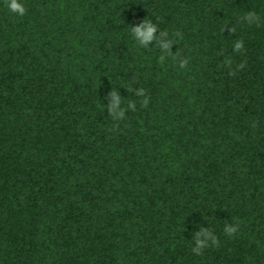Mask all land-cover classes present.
<instances>
[{"label": "trees", "instance_id": "16d2710c", "mask_svg": "<svg viewBox=\"0 0 264 264\" xmlns=\"http://www.w3.org/2000/svg\"><path fill=\"white\" fill-rule=\"evenodd\" d=\"M21 2L0 0V264H264V0Z\"/></svg>", "mask_w": 264, "mask_h": 264}, {"label": "clouds", "instance_id": "9594fccd", "mask_svg": "<svg viewBox=\"0 0 264 264\" xmlns=\"http://www.w3.org/2000/svg\"><path fill=\"white\" fill-rule=\"evenodd\" d=\"M7 6L8 10L12 13H15L19 16H23L26 13V8L24 7V4L21 2V0H7ZM249 21H255L257 17L253 13H249L246 17ZM155 31V25L148 22V20H144L139 26H136L133 31V36L135 40L143 46H147L148 42L152 41L154 39L153 33ZM163 48L167 49L169 48L168 44H163ZM243 47L242 41H237L235 43V48L237 50L241 49ZM160 61L163 62L164 56L159 57ZM186 62H182L180 67L184 68ZM225 63H230V61L226 60ZM238 67L242 68L243 64L239 65ZM111 95L113 96V102L110 106V112H116L117 108L121 104V97L118 95L117 92H112ZM138 95H143V90L138 92ZM143 106H147L148 99L145 98L142 101ZM131 107V105H129ZM123 112L124 109L120 108L119 112H116V116L114 119H123ZM239 230V222L233 223V224H226L223 228V232L228 235L229 237H232L233 234L237 233ZM209 242H211V245H218L219 241L216 236L212 235L211 231L205 232L204 229H201L200 232H198L195 236V244L192 248V251L196 253L197 255L202 254L203 249L209 247Z\"/></svg>", "mask_w": 264, "mask_h": 264}]
</instances>
